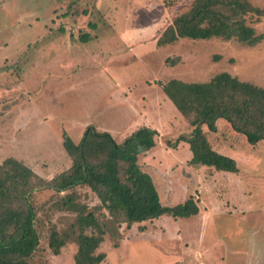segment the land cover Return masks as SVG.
Segmentation results:
<instances>
[{
    "label": "rangeland",
    "instance_id": "1",
    "mask_svg": "<svg viewBox=\"0 0 264 264\" xmlns=\"http://www.w3.org/2000/svg\"><path fill=\"white\" fill-rule=\"evenodd\" d=\"M192 1L0 0V164L13 157L51 179L71 166L65 141L78 143L87 125L118 141L148 125L159 132L157 145L138 162L162 204L193 196L199 207L191 217L163 215L99 233L101 264H264V141L249 143L222 119L216 131L203 128L238 171L192 166L189 144L179 139L192 127L161 86L229 72L264 87V17L248 18L263 36L254 46L186 37L159 46ZM248 1L264 10V0ZM75 192L86 211L107 220L89 187ZM61 196L41 189L32 197L40 244L31 264H75L73 239L58 255L49 247L51 228L68 230L78 214L59 207Z\"/></svg>",
    "mask_w": 264,
    "mask_h": 264
},
{
    "label": "trees",
    "instance_id": "2",
    "mask_svg": "<svg viewBox=\"0 0 264 264\" xmlns=\"http://www.w3.org/2000/svg\"><path fill=\"white\" fill-rule=\"evenodd\" d=\"M251 17L261 19L264 10L248 0H193L189 9L164 29L157 43L162 46L185 37L222 38L254 46L263 36L248 22ZM161 86L192 127L189 135L179 137L189 144L192 166L238 171L236 159L216 150L203 128L216 131L220 119L245 135L249 143L264 141V87L242 81L229 72L218 73L207 82L173 78ZM158 135V130L143 125L118 141L109 131L89 124L78 143L65 141L72 164L51 179L40 177L16 158L5 159L0 164V264H31L30 258L40 244L32 197L41 189L63 195L59 207L78 213L68 230L60 232L53 227L49 235L54 255L60 254L70 239L77 243L75 264H101L105 259L103 253H97L101 235L119 230L123 223L131 226L163 215H197L199 207L193 196L175 205H163L152 176L138 162L141 155L157 145ZM78 186H87L96 194L108 211L106 221L76 202ZM91 227L98 232H88Z\"/></svg>",
    "mask_w": 264,
    "mask_h": 264
},
{
    "label": "crops",
    "instance_id": "3",
    "mask_svg": "<svg viewBox=\"0 0 264 264\" xmlns=\"http://www.w3.org/2000/svg\"><path fill=\"white\" fill-rule=\"evenodd\" d=\"M220 120H222V119H220ZM220 120H219V121H220Z\"/></svg>",
    "mask_w": 264,
    "mask_h": 264
}]
</instances>
